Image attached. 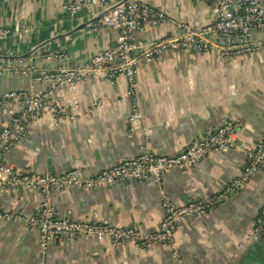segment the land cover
I'll use <instances>...</instances> for the list:
<instances>
[{"label": "crops", "instance_id": "obj_1", "mask_svg": "<svg viewBox=\"0 0 264 264\" xmlns=\"http://www.w3.org/2000/svg\"><path fill=\"white\" fill-rule=\"evenodd\" d=\"M72 0H0V56L10 65L21 61L27 67L46 65L45 55L63 50L69 67L83 66L100 51L115 49L118 33L111 28L93 30L90 24L101 15L107 0L96 7V16L86 11L71 15L65 6ZM187 24L211 21V4L195 0H148ZM166 23L149 27L138 38L158 40L174 35ZM264 41V33L257 34ZM142 119L129 123L132 114L124 78L111 82L90 79L73 91L64 86L62 99L77 121H59L47 115L30 126L28 136L6 155V162L21 172L60 174L75 167L86 177L123 160L149 153L176 155L218 129L224 120L240 125L238 138L249 151L264 138V47L252 57L226 60L218 50L194 56L167 53L156 63L138 68ZM48 85L32 78L0 76V99L12 90H45ZM74 101L77 104L74 105ZM8 117L0 108V127ZM131 129L133 131H131ZM248 158L240 150H224L207 157L196 167L174 170L161 182L145 179L112 188L88 191L71 189L55 194L53 203L69 220H97L120 227L136 226L155 231L164 218L161 197L185 205L206 195L218 194L242 175ZM42 201L38 192L0 191V212L29 214ZM264 207V173H256L246 186L201 220H187L176 231L183 264H264V236L246 244L249 228ZM95 215L97 217L95 218ZM0 264H179L167 246L143 249L116 247L110 241L84 237L53 241L44 251L39 232L23 223L0 219Z\"/></svg>", "mask_w": 264, "mask_h": 264}, {"label": "built area", "instance_id": "obj_2", "mask_svg": "<svg viewBox=\"0 0 264 264\" xmlns=\"http://www.w3.org/2000/svg\"><path fill=\"white\" fill-rule=\"evenodd\" d=\"M211 4V21L206 25L187 24L174 19L167 11L153 7L148 0H118L104 6L99 18L90 28H111L117 31L115 49L100 51L88 63L78 67L53 68L46 65L42 69L27 67L21 61L10 65L0 56V75L8 74L32 78L39 84L48 85L45 90L34 88L12 90L0 99L2 113L8 117V124L0 127V191L38 192L42 195L39 208L29 214L0 212L4 222L23 223L40 234L41 247L46 251L55 241H74L84 237L99 241H110L114 246L132 245L143 249L167 246L179 264H183L177 243L176 231L187 220L201 221L208 214L233 197L246 186L256 173H264V138L249 151L247 145L238 138L240 125L230 119L223 121L215 131L204 134L193 145L172 156H156L147 152L126 159L86 177L82 168L75 167L60 174L21 172L6 162L7 153L25 139L34 123L42 122L47 115L59 121H77L74 113H68L62 99L64 86L75 91L79 84L90 79L111 82L124 78L127 83V97L131 102L132 114L129 123L142 119L139 100L138 68L140 63H156L167 53H190L194 56L218 50L226 60L238 57H252L264 41H257V34L264 33V0H195ZM107 0H72L65 6L71 15L86 11L90 17L96 16V7ZM166 23L175 27L174 35L158 40L143 41L138 38L149 27H160ZM0 29V39L4 37ZM48 62L67 59L63 50L45 55ZM77 101H74V105ZM131 131H133L131 129ZM224 150H240L248 158L241 176L232 180L218 194L206 195L185 205L171 203L161 197L164 218L159 227L150 233L136 226L120 227L103 224L95 220H69L64 218L53 203L55 194H64L71 189L94 191L112 188L127 182L152 179L161 180L174 170L185 171L212 154ZM97 215H95V218ZM264 236V207L249 228L246 244L258 241Z\"/></svg>", "mask_w": 264, "mask_h": 264}, {"label": "water", "instance_id": "obj_3", "mask_svg": "<svg viewBox=\"0 0 264 264\" xmlns=\"http://www.w3.org/2000/svg\"><path fill=\"white\" fill-rule=\"evenodd\" d=\"M96 21V20H95ZM94 22V21H93ZM51 66V65H50ZM61 66L64 67V68H68L69 65L66 63V61H61ZM76 67V66H75ZM1 76V75H0ZM20 90V89H18ZM48 174V173H47ZM51 174H55V173H51Z\"/></svg>", "mask_w": 264, "mask_h": 264}]
</instances>
